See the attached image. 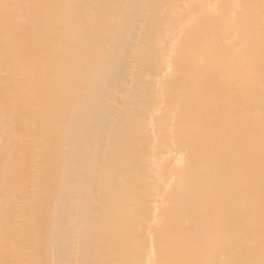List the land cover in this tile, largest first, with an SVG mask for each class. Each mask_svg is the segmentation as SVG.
I'll return each instance as SVG.
<instances>
[{
	"label": "bare ground",
	"instance_id": "obj_1",
	"mask_svg": "<svg viewBox=\"0 0 264 264\" xmlns=\"http://www.w3.org/2000/svg\"><path fill=\"white\" fill-rule=\"evenodd\" d=\"M0 264H264V0H0Z\"/></svg>",
	"mask_w": 264,
	"mask_h": 264
}]
</instances>
